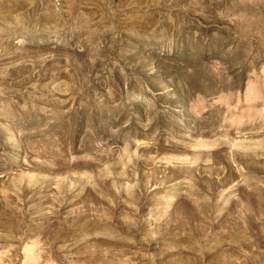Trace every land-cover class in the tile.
<instances>
[{
  "label": "rangeland",
  "instance_id": "obj_1",
  "mask_svg": "<svg viewBox=\"0 0 264 264\" xmlns=\"http://www.w3.org/2000/svg\"><path fill=\"white\" fill-rule=\"evenodd\" d=\"M0 264H264V0H0Z\"/></svg>",
  "mask_w": 264,
  "mask_h": 264
}]
</instances>
